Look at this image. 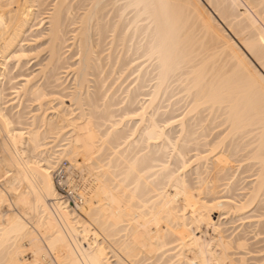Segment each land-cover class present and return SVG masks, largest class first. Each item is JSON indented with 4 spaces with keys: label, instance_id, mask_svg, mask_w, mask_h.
<instances>
[{
    "label": "bare ground",
    "instance_id": "obj_1",
    "mask_svg": "<svg viewBox=\"0 0 264 264\" xmlns=\"http://www.w3.org/2000/svg\"><path fill=\"white\" fill-rule=\"evenodd\" d=\"M262 25L264 0H0V264H233L208 211L264 205ZM230 165L240 204L208 195Z\"/></svg>",
    "mask_w": 264,
    "mask_h": 264
},
{
    "label": "rangeland",
    "instance_id": "obj_2",
    "mask_svg": "<svg viewBox=\"0 0 264 264\" xmlns=\"http://www.w3.org/2000/svg\"><path fill=\"white\" fill-rule=\"evenodd\" d=\"M239 12L243 13L244 8H242V7L239 8ZM221 26L224 27V25L222 23H221ZM261 27L264 28L263 25ZM227 33H228V31H227ZM229 35H230V33H229ZM14 62L15 61H13V62L9 61V65L12 64V66H13ZM13 72H15V71H13ZM263 75H264V73H263ZM14 82H17V81L14 80ZM11 84H14V83L11 82ZM10 85H8L7 87H9ZM10 92L11 91H6V93H10ZM65 104L68 105L69 103L66 102V100H65ZM32 109L35 110L36 108H34V106H33V107H30L28 110L25 109V111L26 112L31 111ZM175 115H177V113ZM175 126H176L175 124L172 125V127H175ZM215 131L216 130H214V132ZM59 162H66L67 165H69V166L74 165L73 163H70L69 161H67V159L66 160L63 159V160L58 161L57 163H54L53 166H57V164ZM79 162H81V160H79ZM195 165H197V163H194V164L192 163L191 167L194 168L193 166H195ZM233 166L234 165L229 166L232 170L228 166L224 167V170H226L227 168L229 169L228 171L226 170V174L228 173V176H229V177L227 176L228 178L222 177V178H224V180L222 179L223 181L222 180L220 182H217V181L214 182L213 181V184H211V186L213 188H212L211 192H209L210 194L208 193V195H209V197L219 198L217 202H224L225 200L227 201V199H228V200H230V203L240 204V203H243L245 201V199H243V198H244V195L246 194L247 188H248V187L246 188L245 185L250 183V181H253L254 178H251V177L248 178L249 174H248V176H247V174H240L238 176V179H237L236 175H238V174L233 173L235 171ZM72 168L80 170L79 168H76L75 165ZM233 169H234V171H233ZM224 170H223V173L221 172L222 174H224V172H225ZM81 172L85 175V177L89 178L88 174L85 171H81ZM230 173H232L233 175H231ZM230 175L232 176L231 178H230ZM224 176H226V175H224ZM233 176H235L236 180H235V178H233ZM192 177L194 178V176H192ZM225 178L226 179L230 178V179L226 180ZM233 180H235V182H237V183L234 182L236 185H238L236 187V189H235V187H230L232 185L234 186V183L230 185V183H232ZM2 183H3V181H2ZM2 183H0V187L3 185ZM228 184H229V186L226 187ZM2 188H4V186ZM2 188H0V189H2ZM227 188L229 190H227ZM230 188H232V189H230ZM243 188L246 189V192H245V190L244 191L242 190ZM233 189H235V190L233 192H230V190L232 191ZM226 191H228V192H226ZM4 194L7 195V196L6 195L4 196L5 199L8 198L5 200V202L7 200H9V202H6V203L3 202L1 204L0 210H3V208H4V210H7L6 205L7 204L10 205L12 203L11 199L13 200V196H10V193H4ZM208 195H207V197H208ZM9 196L11 199L9 198ZM240 200H242L243 202H241ZM47 203H48V205L52 206L53 202L48 201ZM261 204L260 205L255 204V203L251 204L249 207H247L245 210L242 211L243 213L241 212L242 213L241 216H238V213H235L234 210L232 209V206H230V205L224 209L212 208L211 210L208 211L210 219L212 220V223H214L218 227V230L220 231V233L224 236V238L226 240L231 241L232 239L242 237L241 240H243V238H244V241H243L244 245L247 244V248H242V247H239L237 245L239 247V249H236V247H235L236 246L235 245L236 240H234V242H233V240L231 241L234 245L233 244L231 245V248L228 250V253H229L228 255H229V258L232 260L233 264H264V251H263L264 250V248H263L264 247V205L262 204L263 205L262 206ZM209 206H211V205H209ZM11 207L13 208L12 210L14 211V213L20 212V214H22L18 207L14 206L16 210L14 209L12 204H11ZM12 210L10 209V211H12ZM25 218H29V219L31 218V220L33 219L32 215H29L28 217L26 216ZM29 219H27L28 222L31 221ZM27 220L25 219L26 223H28ZM31 224L32 223H28V226H31ZM192 229H194L196 231L195 236H197V237L201 236L205 240H209L212 237H214V234L210 230L211 228L209 226L206 227V225H204V224L201 225V227H199V229H196L195 227H192ZM240 241L238 242V239H237V243L241 244ZM40 242L43 243V244L41 243L42 246H45L44 241L43 240L41 241V237H40ZM105 244H106V248L108 246V249H109V250L107 249V253H109L111 255V252L114 250L113 245H111L110 243H105ZM249 244H250L252 249H250V246H248ZM251 244H253V245H251ZM25 247H27V245ZM25 249H26V251L24 250L25 252H23V255H22L23 259L24 260H26V259L31 260V258H30L31 252L29 250L27 251L28 247ZM44 249H46V248H44ZM46 251L48 254L46 253ZM45 255H47V257H45L46 260L51 259L52 262L56 261L53 258V255H51V253L48 252V249L45 250ZM41 264H44V261L43 262L41 261ZM53 264H55V262ZM56 264H57V261H56Z\"/></svg>",
    "mask_w": 264,
    "mask_h": 264
},
{
    "label": "built area",
    "instance_id": "obj_3",
    "mask_svg": "<svg viewBox=\"0 0 264 264\" xmlns=\"http://www.w3.org/2000/svg\"><path fill=\"white\" fill-rule=\"evenodd\" d=\"M52 180L62 205L75 212L85 206L91 182L80 170L72 168L66 162H59L52 170Z\"/></svg>",
    "mask_w": 264,
    "mask_h": 264
}]
</instances>
